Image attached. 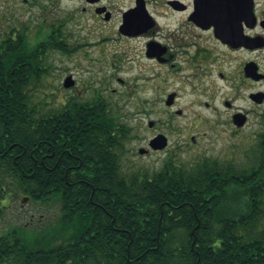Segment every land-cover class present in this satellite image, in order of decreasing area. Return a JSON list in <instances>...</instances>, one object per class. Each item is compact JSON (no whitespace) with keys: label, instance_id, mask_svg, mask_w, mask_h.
Returning <instances> with one entry per match:
<instances>
[{"label":"trees","instance_id":"trees-1","mask_svg":"<svg viewBox=\"0 0 264 264\" xmlns=\"http://www.w3.org/2000/svg\"><path fill=\"white\" fill-rule=\"evenodd\" d=\"M49 50L64 51L58 36L32 45L15 28L0 35V199L13 189L58 201L55 236L87 239L67 251L75 262L264 264V133L242 168L202 157L129 174L132 129L112 112H74L104 102L54 113L32 104Z\"/></svg>","mask_w":264,"mask_h":264},{"label":"flooded vegetation","instance_id":"flooded-vegetation-1","mask_svg":"<svg viewBox=\"0 0 264 264\" xmlns=\"http://www.w3.org/2000/svg\"><path fill=\"white\" fill-rule=\"evenodd\" d=\"M23 12L31 18H38L37 22L42 25L38 33L59 37L62 52L70 63L81 59L94 61L90 54L109 50L108 42L115 38L141 40L142 58L161 70L145 82L157 81L153 89L157 93L163 91L161 85L169 80L177 87L181 85L178 90H165L161 99L165 109L177 115L182 111L173 109L181 91L204 94L209 92V84L214 79L223 83L228 96L223 106L229 112L228 124L233 133L245 129L251 118L250 112L264 106V0H0L1 22L5 23L6 19ZM9 22L11 28L17 26L13 21ZM2 27L4 31L9 28L4 24ZM15 30L18 31V28ZM21 31L26 34L22 28ZM83 50L90 53L78 55ZM76 55L78 58L73 60ZM103 56L109 58L105 53ZM112 59L113 67H118V56ZM216 67L218 71L214 75ZM64 82L63 90L66 92L59 104V107H66L64 112H71V105L77 103L108 104L99 89L95 91V98H87L74 81L68 88L64 87ZM117 82L123 84L119 78ZM256 87L255 91H246V98L253 107L249 110L238 108L236 101L240 98V91ZM169 96H173L172 104L166 105ZM74 112L120 110L105 107ZM260 112L264 110L260 109ZM238 114L243 119L240 126L234 122V116ZM258 118L260 131L254 132V139H248L247 135L242 139L243 142L249 141L251 147L246 148L245 155L251 152L253 156L259 150L264 133V115ZM159 134L149 138L145 147L139 146L136 155L146 158L159 153L149 148L150 140ZM190 140L196 142L194 137ZM140 149L144 150V155L139 154ZM167 149L161 150L167 156L156 171L163 168L168 159L180 162L176 152L167 153ZM127 171L129 174L137 172ZM139 172L147 173L145 170ZM48 219L42 220L40 215L39 220L0 221V264H88L86 261L75 262L76 255L67 252L71 245L87 240L86 237H76L70 235L71 232H67L65 237H56L53 227L62 223ZM49 234L51 236L45 238Z\"/></svg>","mask_w":264,"mask_h":264},{"label":"rangeland","instance_id":"rangeland-1","mask_svg":"<svg viewBox=\"0 0 264 264\" xmlns=\"http://www.w3.org/2000/svg\"><path fill=\"white\" fill-rule=\"evenodd\" d=\"M37 19L23 12L6 19L5 23L0 21V35L4 30L2 25L8 28L12 26L9 25L11 23L9 21H13L17 24V26L13 25V28H18L20 32L21 28L25 30L29 41L34 45L47 36L45 33L39 35L36 33L42 26ZM17 21L22 24H18ZM142 47L141 40L125 41L115 38L108 42L109 50L104 49V53L109 56L108 59L104 58L103 52H93L90 56L94 61L75 60L78 55L86 56L90 53L88 50H83L73 58L75 61L72 63L65 59L61 51H47L42 60L46 73L37 86H32L30 89L32 104L43 111L57 109L63 102L66 92L63 90V82L66 77L71 76L77 88L87 98H95V91L99 89L98 92L108 103L107 107L120 110V112H112L119 123L126 124L132 129L131 139L126 143V152L122 157L126 169L145 170L146 174L151 175L160 168L167 156L165 152L160 151L146 158L136 155L137 148L145 147V142L157 133L167 137V153L176 152L181 163H190L202 157H209L223 162H232L239 168L245 167L254 156L252 157L251 152L245 155L246 148L251 147L249 141L243 142L242 139L247 135L248 139L253 140L254 132L260 131L258 116L264 115V112H260V109L264 110V106L255 108L256 112H250L251 118L245 129L237 134L233 133V129L228 124L229 112L223 106V101L228 96L223 89V83L214 79V82L209 84V92L206 91L204 94H192L180 90L181 96L173 110L182 112L180 115L170 112L162 103L163 94L165 90H178L177 88L181 85L178 84L177 87L169 80L161 85L162 92H154L157 81L146 83L145 79L161 70L151 66L142 58ZM116 56H118L119 64L114 68L112 58ZM217 71L216 67L214 75ZM117 78L121 79L123 84H119ZM257 89L258 87L240 91L236 106L244 110L252 108L253 106L246 98V91ZM44 113L47 112H41V114ZM149 122H153L151 128L148 127ZM191 137H194L196 142L191 141ZM8 193L9 196L0 199V221L39 220L40 215L42 220H47L48 217V220H55L59 214L60 204L54 199L49 198L50 200L38 204L24 198L21 194L16 195L13 189H10Z\"/></svg>","mask_w":264,"mask_h":264},{"label":"water","instance_id":"water-1","mask_svg":"<svg viewBox=\"0 0 264 264\" xmlns=\"http://www.w3.org/2000/svg\"><path fill=\"white\" fill-rule=\"evenodd\" d=\"M73 85V81L70 77L66 78L65 82H64V87L68 88L70 86ZM172 98L173 96H169V98L166 101V105H171L172 104ZM179 113V112H178ZM234 122H236V124L238 126L242 125L243 123V119L242 116L240 114L235 115L234 116ZM149 126H152V123H149ZM167 146V139L165 136L163 135H157L156 137H154L151 141H150V147L154 150H162ZM140 154H144L143 150H139Z\"/></svg>","mask_w":264,"mask_h":264}]
</instances>
